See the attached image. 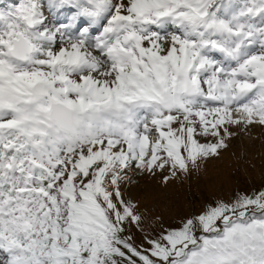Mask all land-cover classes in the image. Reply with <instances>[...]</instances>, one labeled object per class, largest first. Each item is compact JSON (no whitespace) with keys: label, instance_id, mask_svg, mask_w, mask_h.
Wrapping results in <instances>:
<instances>
[{"label":"snow or ice","instance_id":"1","mask_svg":"<svg viewBox=\"0 0 264 264\" xmlns=\"http://www.w3.org/2000/svg\"><path fill=\"white\" fill-rule=\"evenodd\" d=\"M256 124L264 0H0V264H264V188L152 231L128 194Z\"/></svg>","mask_w":264,"mask_h":264},{"label":"rangeland","instance_id":"2","mask_svg":"<svg viewBox=\"0 0 264 264\" xmlns=\"http://www.w3.org/2000/svg\"><path fill=\"white\" fill-rule=\"evenodd\" d=\"M9 0H3L7 4ZM218 159H212L189 177L165 184L164 174L135 177L128 191L150 213L145 231L179 227L185 218L199 215L216 200H231L237 193L264 188V126L233 128ZM139 242L142 233L133 229Z\"/></svg>","mask_w":264,"mask_h":264},{"label":"bare ground","instance_id":"3","mask_svg":"<svg viewBox=\"0 0 264 264\" xmlns=\"http://www.w3.org/2000/svg\"><path fill=\"white\" fill-rule=\"evenodd\" d=\"M256 125L260 126L259 124H256Z\"/></svg>","mask_w":264,"mask_h":264}]
</instances>
